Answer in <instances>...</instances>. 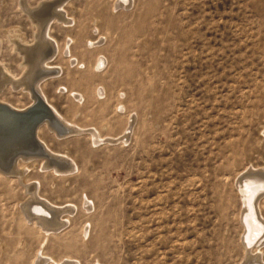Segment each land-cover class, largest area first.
I'll use <instances>...</instances> for the list:
<instances>
[{"label":"rangeland","instance_id":"374dc122","mask_svg":"<svg viewBox=\"0 0 264 264\" xmlns=\"http://www.w3.org/2000/svg\"><path fill=\"white\" fill-rule=\"evenodd\" d=\"M40 1L0 0V63L17 77L8 31L34 43L21 3ZM116 1L68 2L71 27L54 23L51 35L77 61L59 54L62 75L44 89L70 121L114 136L131 116L132 133L113 143L44 134L78 166L64 174L28 163L42 199L76 206L45 242L24 218L25 187L0 174V264H52L41 253L60 264H237L235 181L264 167V0ZM0 101L30 99L6 88ZM260 207L264 215V198Z\"/></svg>","mask_w":264,"mask_h":264},{"label":"bare ground","instance_id":"6f19581e","mask_svg":"<svg viewBox=\"0 0 264 264\" xmlns=\"http://www.w3.org/2000/svg\"><path fill=\"white\" fill-rule=\"evenodd\" d=\"M69 1L42 0L36 7L32 8H29L25 2H22L21 4L24 10L27 11V15L35 31L33 33L35 41L27 45L21 32L15 29L8 31L9 42L13 46V50L22 58V62L19 64L22 67V76L17 77L10 74L5 64L3 62L0 63V92L9 88L14 93L26 94L30 99L28 104L21 106L0 101V108L7 106L12 110L22 111L26 110L36 101L44 100L52 110L49 111L53 113V115L49 112L46 113L49 116L47 115L42 120L39 118V123H37L34 130V139L37 143L34 144L26 138V133H23L24 135L17 133L16 124L8 118L10 110H0V174L4 177L14 179L18 184L20 183L25 187V192L28 197L25 201L24 218L42 229L44 233L42 237L43 242L48 238L47 235L50 232L53 233V231L69 223L76 206L72 203L56 204L47 199H42L39 192L40 187L38 189L36 186H31L32 180L28 178V172H30V166H28L30 164L28 163H33L36 159H40L42 161V166H40L42 169L51 168L55 173L68 174L74 168L78 169L74 159L66 151L54 150L47 141L46 136L52 135L58 140L89 133L91 137H97L103 143H113L127 139L130 133H132L131 130L133 129L134 123L131 116H128L126 126L119 135H101L95 128L80 126L67 119L51 101L48 93L45 91L44 86L47 81L56 79L62 75V67L53 64L54 62L52 63L59 54H62V56L64 54L69 57L70 63L77 61L70 54L71 47L69 43L67 44L66 41L60 47L58 40L51 35V26L54 23L66 29L71 27L73 18L66 9ZM119 2L125 7L129 5L130 0L116 1V3ZM69 40L71 39L69 38ZM89 42L93 46L96 43L91 40L87 43ZM103 64V61H100L98 66L100 67ZM62 90L68 92L70 96L72 95L75 98H84L82 94L74 90H68L66 87L59 88L58 93ZM123 109L126 112L124 106ZM42 115V108L35 109L28 117L30 123ZM262 132L264 133V127L262 128ZM97 138L94 139V143L98 141ZM255 173L259 175L257 176ZM237 177L235 181L236 191L243 205V208L241 206L242 210H240V222L243 231L241 237L242 243H240L244 252V257L237 264H264V215L260 207V201L264 198V167H250L247 170L241 171ZM85 200L90 201L87 197ZM41 255L43 256L44 263L51 262L52 264H60L54 258L44 253H41ZM62 264L79 263L67 260Z\"/></svg>","mask_w":264,"mask_h":264},{"label":"water","instance_id":"95a60500","mask_svg":"<svg viewBox=\"0 0 264 264\" xmlns=\"http://www.w3.org/2000/svg\"><path fill=\"white\" fill-rule=\"evenodd\" d=\"M2 107L3 108H0V110L3 109L4 111H6V109H8L11 111V112L9 111L8 118H10V120L14 124H16L17 133H20V134L26 133V138L29 141L33 142L34 144L37 143L36 140L34 139L35 138L34 130H35L37 123H39L38 121L40 119L42 120L47 115L49 116V114H46L48 112L53 115V113L51 112L52 110L50 109V107L47 105V103L44 100L36 101L33 105L28 107L26 110H22V111H15V110L8 108L7 106H2ZM37 108L43 109V115L41 117H37L33 122L30 123L28 117ZM49 110H51V111H49ZM50 117H52V116L50 115ZM28 128H30V129L28 130ZM255 175L258 176L259 174L255 173ZM261 177H262V175H261Z\"/></svg>","mask_w":264,"mask_h":264}]
</instances>
